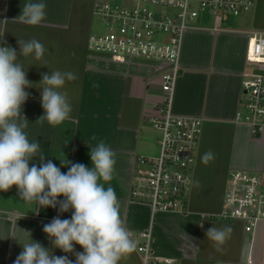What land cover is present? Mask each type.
I'll list each match as a JSON object with an SVG mask.
<instances>
[{"label": "crops", "instance_id": "crops-1", "mask_svg": "<svg viewBox=\"0 0 264 264\" xmlns=\"http://www.w3.org/2000/svg\"><path fill=\"white\" fill-rule=\"evenodd\" d=\"M29 2L41 0H0V46L17 51L27 68L26 78L33 85L25 89L29 97L22 114L29 122L24 129L29 142L40 143L38 155L47 156L45 162L51 159L63 173L68 171L59 160L64 156L91 168L90 147L103 140L115 152L116 160L113 179L105 187L114 188L121 218L137 246L143 241L141 233L147 231L152 254L173 258L172 264H264V221L251 236L240 221L216 219L230 171L264 175V129L253 134L247 124L235 119L248 68L249 39L255 32L264 31V0H256L250 12L234 19L200 15L184 31L172 108L177 115L200 118L201 132L187 210L153 215L147 204L130 200L129 189L135 157L152 154L146 132L164 96L159 72L153 67L156 63L139 61L117 68L92 58L88 36L95 0H42L46 17L36 26L19 18ZM33 38L48 50L40 60L32 54L19 55L18 40ZM51 70L77 76L66 81L62 89L68 93L73 110L59 125L39 120L44 115L39 84L42 75H51ZM209 149L215 158L205 163L202 156ZM33 163L39 167L38 158L34 157L29 167ZM35 211V205L21 201L16 186L0 192V264H14L23 250L20 244L28 240L27 232L53 255L67 256L74 264V253L83 252V248L75 244L73 253L54 248L43 231L53 218ZM71 215L70 209L61 219ZM212 226L231 227L224 244L217 246L207 239L206 232ZM120 264H142L137 248Z\"/></svg>", "mask_w": 264, "mask_h": 264}, {"label": "built area", "instance_id": "built-area-1", "mask_svg": "<svg viewBox=\"0 0 264 264\" xmlns=\"http://www.w3.org/2000/svg\"><path fill=\"white\" fill-rule=\"evenodd\" d=\"M128 1L136 2L128 5ZM256 0H95L94 14L103 31L88 36V51L104 65L131 66L139 61L156 63L164 96L157 114L150 119L161 133L158 153L135 157L129 198L147 204L155 212H185L192 181V168L202 120L181 116L172 108L173 92L179 76L182 37L189 23L200 15L217 20L250 12ZM155 6L169 11L151 9ZM242 79V100L235 119L247 124L253 134L264 129V31L249 39ZM218 218L240 221L253 236L264 221V175L246 170L229 172ZM137 246L142 264H172L173 258L152 254L149 232L141 233ZM250 261V260H249Z\"/></svg>", "mask_w": 264, "mask_h": 264}, {"label": "clouds", "instance_id": "clouds-1", "mask_svg": "<svg viewBox=\"0 0 264 264\" xmlns=\"http://www.w3.org/2000/svg\"><path fill=\"white\" fill-rule=\"evenodd\" d=\"M45 10L42 0L29 2L22 7L19 18L27 25L36 26L45 19ZM18 44L22 57L32 54L40 60L48 51L35 38L18 40ZM26 77L27 68L18 59L17 51L7 45L0 46V192L16 186L21 201L35 205L37 214L41 208L57 205L60 213L71 209L70 219L54 217L43 226V231L52 246L65 253H73L75 244L83 248V252L74 253V264H120L136 250L137 243L121 218L114 188L105 187L113 179L115 152L100 140L96 146H89L91 168L67 160L64 154L65 159L59 160L68 167L66 173L51 159L45 162L47 156L38 155L40 143H30L24 131L29 123L22 114V106L29 97L25 89L33 87ZM76 79V74L70 71L51 70V75H42L39 85L44 115L39 120L59 125L70 117L73 109L68 93L62 89L66 81ZM34 157L38 158L39 167L36 163L29 167ZM214 158L215 153L210 149L202 156L205 163ZM60 196L64 199L58 200ZM231 231V227L212 226L206 236L218 246L225 243ZM27 234L28 240L20 244L23 250L14 264H73L67 256L53 255L40 242L33 241L30 232Z\"/></svg>", "mask_w": 264, "mask_h": 264}, {"label": "rangeland", "instance_id": "rangeland-1", "mask_svg": "<svg viewBox=\"0 0 264 264\" xmlns=\"http://www.w3.org/2000/svg\"><path fill=\"white\" fill-rule=\"evenodd\" d=\"M120 1L123 2V0H120ZM127 3L130 6H133V5L136 4V2H131V1H128ZM151 9L157 10V11H163V10L169 11V8H165V7H162V6H155V7H152ZM223 17L226 18V19H234V18H236L233 15H228V16H224L223 15ZM212 19L213 18H211V20ZM104 29L105 28L103 27L99 17L96 16L95 14H93V19H92V24H91V29H90L91 32L103 31ZM102 62H103V60L100 58L98 63H102ZM160 135H161L160 131L155 129V128H153L152 126H151V128L147 129L146 136H147V144L149 146L148 150L150 151L149 153H152V154H149V155H155V154L158 153L159 140H160V137H161ZM142 204H144V203H142ZM187 207H188V200H187ZM216 219L217 220H222V221H230V220H225V219L218 218V217H216Z\"/></svg>", "mask_w": 264, "mask_h": 264}, {"label": "trees", "instance_id": "trees-1", "mask_svg": "<svg viewBox=\"0 0 264 264\" xmlns=\"http://www.w3.org/2000/svg\"><path fill=\"white\" fill-rule=\"evenodd\" d=\"M57 199L58 200H63L64 197L60 196ZM63 214H64V212L63 213L59 212V205H57L56 208H52V207L41 208L39 210V213H38L39 216L49 217V218H54V217H57V216H59L61 218L63 216Z\"/></svg>", "mask_w": 264, "mask_h": 264}]
</instances>
